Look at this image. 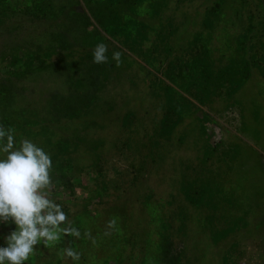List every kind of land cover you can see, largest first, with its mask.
<instances>
[{
  "label": "rangeland",
  "instance_id": "1",
  "mask_svg": "<svg viewBox=\"0 0 264 264\" xmlns=\"http://www.w3.org/2000/svg\"><path fill=\"white\" fill-rule=\"evenodd\" d=\"M13 1L0 127L51 157L81 233L25 264H264V0Z\"/></svg>",
  "mask_w": 264,
  "mask_h": 264
},
{
  "label": "clouds",
  "instance_id": "2",
  "mask_svg": "<svg viewBox=\"0 0 264 264\" xmlns=\"http://www.w3.org/2000/svg\"><path fill=\"white\" fill-rule=\"evenodd\" d=\"M107 51V45L97 44L93 62L107 64ZM112 59L117 67L121 66V53H113ZM0 153L5 154L0 158V223L17 226L5 237L7 246L0 247V264H25L41 243L47 247L61 241L62 236L79 238L80 231L72 226L62 206L48 195L53 188L51 157L27 139L17 148L12 130L3 127H0ZM116 223L112 219L108 227L114 228ZM64 253L74 262L80 259V254L71 247Z\"/></svg>",
  "mask_w": 264,
  "mask_h": 264
},
{
  "label": "trees",
  "instance_id": "3",
  "mask_svg": "<svg viewBox=\"0 0 264 264\" xmlns=\"http://www.w3.org/2000/svg\"><path fill=\"white\" fill-rule=\"evenodd\" d=\"M3 2H4V0H2V1H1V4H0V13H2V14H9L10 11H13L12 13H15V11L19 9L20 4H19L18 2H15V1L12 2V0H7V2L4 3V4H3ZM25 7H26L27 9H30L29 6H25ZM2 21H3V20H2ZM2 21H0V22L3 23ZM32 38H33V37H31V38L29 39V41H33ZM63 38H64V39H63ZM63 38H62V41L64 42V43H63L64 45H71V46L73 45L74 40L72 41L71 39H68L69 36L65 35V37H63ZM33 39H34V38H33ZM39 44H40V43H39ZM14 46H16V48H19V45H18L17 43H15ZM16 55H17V53H15V54L13 55V61H14ZM3 93H5L6 95H1V92H0V106L3 105V104L5 103V101H6V100L3 99V98H6L7 101H8L9 103H11V102L9 101V100H11V98L8 97V96H9V95H8V92L5 91V92H3ZM2 99H3V100H2ZM1 108H2V112L8 110V108H5V107H1ZM8 112H9V111H8Z\"/></svg>",
  "mask_w": 264,
  "mask_h": 264
}]
</instances>
